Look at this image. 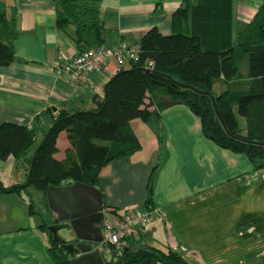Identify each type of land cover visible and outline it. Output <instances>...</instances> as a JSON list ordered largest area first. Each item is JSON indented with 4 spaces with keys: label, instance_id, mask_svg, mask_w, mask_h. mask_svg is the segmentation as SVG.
Listing matches in <instances>:
<instances>
[{
    "label": "crops",
    "instance_id": "obj_1",
    "mask_svg": "<svg viewBox=\"0 0 264 264\" xmlns=\"http://www.w3.org/2000/svg\"><path fill=\"white\" fill-rule=\"evenodd\" d=\"M61 1L5 0L1 4L14 20L18 36L13 47L22 61L0 66V124L38 126L36 146L61 108L72 113L94 109L95 98H104L106 84L119 69L111 62L74 84L66 71L56 68L59 54L79 52L75 25L56 26ZM158 1L100 0L103 46L116 49L121 42L137 46L153 27L172 34L177 30L176 11L198 2L161 0L157 12ZM263 3L232 1L231 43ZM182 29L189 30L188 20ZM132 126L141 148L109 162L99 173L96 188L103 212L110 217L113 210L127 206L145 209L149 178L156 168V214L143 231L146 238L158 247H169L186 264H264V167L255 168L245 154L208 139L199 117L185 104L165 108L157 125L135 119ZM56 144L55 157L63 160L70 148L66 131ZM28 172L22 160L0 159V182L6 187L25 183ZM35 202L42 205L49 222L56 219L58 214L35 188L0 195V264H53L48 252L51 232L43 227L49 223L36 211ZM99 226L102 232V220ZM111 257L105 254L106 261Z\"/></svg>",
    "mask_w": 264,
    "mask_h": 264
},
{
    "label": "trees",
    "instance_id": "obj_2",
    "mask_svg": "<svg viewBox=\"0 0 264 264\" xmlns=\"http://www.w3.org/2000/svg\"><path fill=\"white\" fill-rule=\"evenodd\" d=\"M4 1L0 0V66H9L22 60L15 54L13 42L18 33L13 18L1 6ZM99 1H61L56 26L75 25L79 51L102 46L105 41ZM232 1L198 0L176 11L173 25L177 30L172 34L164 35L157 27L148 30L137 45L138 59L118 69L106 84L104 98H95L96 107L73 113L58 110L38 146V126L0 124V159L13 156L29 170L25 183L6 187L0 182V195L20 194L31 186L48 203L50 185L81 182L99 187V173L105 165L141 148L132 122L140 119L157 125L162 111L176 104L187 105L199 117L208 139L245 154L255 168L264 167V3L231 43ZM160 8L161 0L157 12ZM184 20L189 22L187 32L182 29ZM244 61L248 62L246 73L241 70ZM220 81L225 89L217 90ZM156 90H160L158 95ZM62 131L67 132L70 148L59 160L56 143ZM155 180L156 168L149 178L145 202L150 211L154 209ZM43 227L47 229V224ZM146 237L142 231L129 235L127 245L113 250L105 264H186L172 249L149 244ZM59 245L50 233L48 252L53 264H71Z\"/></svg>",
    "mask_w": 264,
    "mask_h": 264
},
{
    "label": "water",
    "instance_id": "obj_3",
    "mask_svg": "<svg viewBox=\"0 0 264 264\" xmlns=\"http://www.w3.org/2000/svg\"><path fill=\"white\" fill-rule=\"evenodd\" d=\"M181 86L191 87L185 84ZM194 89L213 97L212 93ZM213 101L218 113L214 98ZM46 195L50 209L58 214L57 221L48 230L60 243V249L71 259V264H105L107 251L100 246L102 232L99 225L103 217L101 192L96 187L75 182L50 185ZM59 231L66 234V239L60 238Z\"/></svg>",
    "mask_w": 264,
    "mask_h": 264
},
{
    "label": "built area",
    "instance_id": "obj_4",
    "mask_svg": "<svg viewBox=\"0 0 264 264\" xmlns=\"http://www.w3.org/2000/svg\"><path fill=\"white\" fill-rule=\"evenodd\" d=\"M138 46L121 42L116 49L105 46L90 47L74 55L59 54L55 66L60 71H66L72 83L76 84L87 74L99 73L111 62L118 68L130 60H137ZM102 218V239L100 246L107 245L115 251L127 245L129 235H138L145 231L155 220V208L150 211L136 206H127L113 210L111 216Z\"/></svg>",
    "mask_w": 264,
    "mask_h": 264
},
{
    "label": "rangeland",
    "instance_id": "obj_5",
    "mask_svg": "<svg viewBox=\"0 0 264 264\" xmlns=\"http://www.w3.org/2000/svg\"><path fill=\"white\" fill-rule=\"evenodd\" d=\"M247 69H248V62L247 61H244L242 64H241V70H242V72L243 73H246V71H247ZM217 90L218 89H225V85H224V83H221V81L220 82H218L217 83ZM159 91L160 90H156L155 91V93H156V95H158L159 94ZM242 125H243V129L246 131V122H245V120L243 119L242 120ZM27 188H29V187H27ZM30 188H34V187H31L30 186ZM27 192V191H26ZM35 208H36V211H38V213H40V214H42L43 216H44V209H43V207H42V205L39 203V202H35ZM106 216H108V213H106L105 214ZM47 218V216H44V219H46ZM54 220H52V221H55V220H57L58 219V215H56V219L55 218H53ZM45 221H47L49 224H47L48 226V228H49V226H51V225H53L55 222H52V221H48L47 219L45 220ZM63 231V230H62ZM52 236H53V234H52ZM60 236V235H59ZM60 238L61 239H63V238H65L66 239V235L63 233V235H61L60 236ZM54 239V238H53ZM56 241V240H55ZM149 244H154V245H156V243H154V241H152V238H147V240H146ZM56 242H58V241H56ZM107 252H108V254L110 255V256H113V249L111 248V246H109V245H107V246H105V248H104ZM158 264H164V263H158Z\"/></svg>",
    "mask_w": 264,
    "mask_h": 264
}]
</instances>
